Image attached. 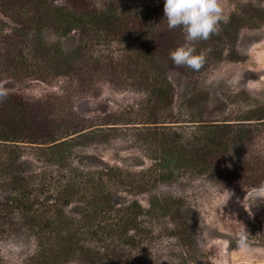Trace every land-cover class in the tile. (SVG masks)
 <instances>
[{
	"label": "rangeland",
	"instance_id": "rangeland-1",
	"mask_svg": "<svg viewBox=\"0 0 264 264\" xmlns=\"http://www.w3.org/2000/svg\"><path fill=\"white\" fill-rule=\"evenodd\" d=\"M109 1L112 0H93L98 7ZM222 4L227 19L214 34V42L202 43L204 47L200 44L206 61L195 81L206 97V119L239 122L248 108H264V0H222ZM35 40L44 46L60 44L71 49L93 43L90 63L95 68L86 93H80L78 86L72 91L71 86L76 83L72 78L38 71L41 50L36 48ZM124 52L122 42L104 39V35L92 41L79 28L65 34L50 26L40 35L32 31L21 34L18 23L0 8V88L56 117L60 109L68 108L74 110V119L85 118L82 127L91 133L82 138L72 160L80 179L89 172L97 176L115 170L134 182L133 186L124 187L112 181L104 183V190L113 195V203L104 210V216L90 208L86 197L90 191L72 197L56 191L43 192L47 198L60 197L57 208L52 210L71 225L69 233L77 239L97 240L104 224V246H122L127 251L104 252V261L97 264H264V186L238 190L221 186L209 175L197 172L145 184V172L154 160L141 149L140 136L133 132L139 127L187 134L191 123L186 121L189 119L182 113L181 103L192 78L172 74L175 102L155 110L147 91L138 87L132 70L104 71L100 54L122 59ZM7 61L12 64L11 69L4 64ZM196 94L200 95L199 90ZM153 111H158V118L165 121L149 122ZM170 112H176L180 121H168ZM56 122L62 126L67 121L57 118ZM39 141H18L24 172L27 167L32 171L52 168L48 155L39 149L46 148L47 143ZM154 196L171 198L181 208L180 217L174 216L175 211H149ZM108 220L119 227L115 229ZM11 222L0 215V264H28L31 255L40 252L34 231ZM92 227L98 229L96 235L91 232ZM241 232L247 237L243 247L237 244ZM115 255L122 258L114 260ZM67 264L93 263L81 258Z\"/></svg>",
	"mask_w": 264,
	"mask_h": 264
},
{
	"label": "trees",
	"instance_id": "trees-1",
	"mask_svg": "<svg viewBox=\"0 0 264 264\" xmlns=\"http://www.w3.org/2000/svg\"><path fill=\"white\" fill-rule=\"evenodd\" d=\"M57 1L5 0L1 4L0 0V8L18 23L21 34L32 31L40 35L50 26L65 34L79 28L92 41L94 37L98 39L104 35V39L122 42L125 50L122 59L100 54V63H104V71L132 70L138 87L147 91L155 110L173 106L175 102L176 85L172 74L179 73L192 78L188 81L181 103L182 113L187 114L189 120L186 121L191 123L187 134L139 127L133 132V135L140 136L141 149L154 160L145 172L148 175L145 176L148 177L145 184L170 180L188 172L207 174L221 186L238 190L264 186V108H248L239 122L229 119L216 122L204 117L206 97L200 92L198 81H195L198 78L196 76L203 72V67L195 71L173 63L170 52L185 42V34L179 27H167L164 0L144 3L137 0H112L102 7L96 6L93 0H63V4ZM214 37L216 35L213 34L208 40L198 41L197 51L201 52L200 44L209 40L214 42ZM34 44L41 50L39 72L65 75L76 80L75 86H71L73 92L76 86L80 93L87 92L91 82L88 80L92 79L90 75L92 68H95L90 63L93 43L87 42L83 47L72 49L60 44L44 46L36 40ZM211 53L214 54V51L211 50ZM4 64L7 69H11L12 64L8 61ZM198 90L199 96L196 94ZM15 95L7 94L0 99V211H4L0 215L34 231L40 252L31 255L28 264H67L81 258L97 264L104 261V252H127L120 248L122 246H104V224L99 228L102 235L97 240L77 239L69 233L71 225L61 221L60 216L56 215L57 211L52 210L57 208L56 201L60 197L47 198L43 192L56 191L72 197L90 191V195L86 196L90 208L104 216V210L113 203V195L104 190V183L112 181L120 187L133 186L134 182L115 170L97 176L89 172L80 179L72 160L82 138L91 133L82 127L85 118L74 119V110L68 108L60 109L56 117L33 102ZM170 113L172 116L167 118L168 121H180L176 118V112ZM150 114L149 122L165 121L158 118V111ZM57 118L66 120V124L60 126L56 122ZM40 139L44 140L41 143H47L46 148L41 146L39 149L48 155V165L52 163V168L41 167L40 170L32 171L27 167L24 172V165H21L24 161L22 149L18 141L40 142ZM148 209L152 213L154 210L175 211L174 216L177 217H180L181 210L171 198L163 200L156 196ZM110 222L115 229L119 227L117 223L107 221ZM96 231L98 229L92 227L94 235ZM104 247L107 250L104 251ZM114 257V260L122 258L118 255Z\"/></svg>",
	"mask_w": 264,
	"mask_h": 264
},
{
	"label": "clouds",
	"instance_id": "clouds-1",
	"mask_svg": "<svg viewBox=\"0 0 264 264\" xmlns=\"http://www.w3.org/2000/svg\"><path fill=\"white\" fill-rule=\"evenodd\" d=\"M169 29L181 28L185 42L170 52L173 63L199 71L206 61L205 54L197 51L196 42L208 40L220 31L222 21L227 17L222 0H164V18ZM7 90L0 88V99L7 96ZM237 244L246 246L247 237L241 232Z\"/></svg>",
	"mask_w": 264,
	"mask_h": 264
}]
</instances>
